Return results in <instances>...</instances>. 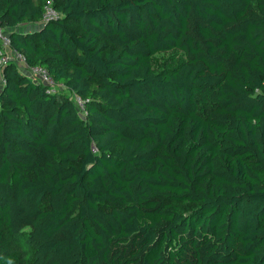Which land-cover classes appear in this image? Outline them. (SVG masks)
<instances>
[{
    "label": "trees",
    "instance_id": "1",
    "mask_svg": "<svg viewBox=\"0 0 264 264\" xmlns=\"http://www.w3.org/2000/svg\"><path fill=\"white\" fill-rule=\"evenodd\" d=\"M0 25L70 92L5 66L0 264H264V0H0Z\"/></svg>",
    "mask_w": 264,
    "mask_h": 264
},
{
    "label": "built area",
    "instance_id": "2",
    "mask_svg": "<svg viewBox=\"0 0 264 264\" xmlns=\"http://www.w3.org/2000/svg\"><path fill=\"white\" fill-rule=\"evenodd\" d=\"M60 14L55 10L54 7L49 3L46 6L45 13L43 15V22H48L53 19H58ZM0 91L4 85L7 83V77L5 75V66L10 62L14 61L18 64H22L24 71L28 77L31 79L43 84L46 87V90L49 94H59L65 90L63 85H60L51 75L49 70L42 65H29L27 58L22 53L18 52L12 47L10 33L6 31L0 25ZM63 84V83H61ZM59 92V93H58ZM70 99L75 103L77 109L79 110L80 115L86 117L87 110L85 108V101L81 96L76 93L70 94Z\"/></svg>",
    "mask_w": 264,
    "mask_h": 264
},
{
    "label": "rangeland",
    "instance_id": "3",
    "mask_svg": "<svg viewBox=\"0 0 264 264\" xmlns=\"http://www.w3.org/2000/svg\"><path fill=\"white\" fill-rule=\"evenodd\" d=\"M53 20H56V19H53ZM44 23H46V22L42 21V24H44ZM72 26L74 29H78V25L73 23ZM36 27H37V25L33 26V27L29 26L30 29L36 28ZM184 59H185V56L181 50L173 49V50H169V51H161V52H158L157 54H155L152 57V64H153V68L155 71L169 70V69H172V68L178 66L180 63H182V61H184ZM18 68L20 70L24 71L22 64H18ZM59 84L64 86L65 90H63V92L68 91L67 86L65 84H61V83H59ZM68 93H70V92L68 91Z\"/></svg>",
    "mask_w": 264,
    "mask_h": 264
}]
</instances>
